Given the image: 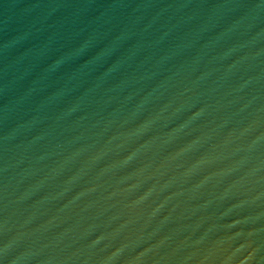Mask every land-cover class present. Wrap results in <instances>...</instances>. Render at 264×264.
<instances>
[{"label":"water","instance_id":"water-1","mask_svg":"<svg viewBox=\"0 0 264 264\" xmlns=\"http://www.w3.org/2000/svg\"><path fill=\"white\" fill-rule=\"evenodd\" d=\"M0 264H264V0H0Z\"/></svg>","mask_w":264,"mask_h":264}]
</instances>
